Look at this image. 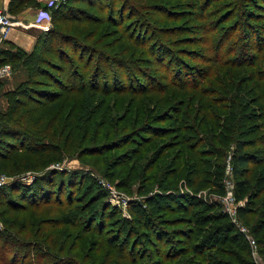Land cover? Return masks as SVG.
<instances>
[{
  "label": "rangeland",
  "instance_id": "1",
  "mask_svg": "<svg viewBox=\"0 0 264 264\" xmlns=\"http://www.w3.org/2000/svg\"><path fill=\"white\" fill-rule=\"evenodd\" d=\"M97 3L74 9V18L51 19L48 30L61 32L54 39L32 24V0L9 3L25 26L13 32L14 53L22 58L0 80V113L13 97L25 99L21 112L38 107L35 117L42 113L44 106L18 93L30 82L35 91L52 94L84 81L96 84V92L66 91L47 133L21 123L25 136L56 144L61 153L25 162L21 170L0 169L20 179L34 174L22 182L39 193L31 200L21 186L0 204V264H209L210 254L230 256L215 248L200 254L195 245L210 227L229 222L248 244L247 256L238 249L245 264H264V232L254 235L264 211L255 208L237 219L244 201L229 197L236 141L247 139L249 151L264 156V0ZM173 75L181 77L176 85ZM185 155L197 159L187 174ZM33 163L36 168L27 169ZM213 174L226 185L224 196L212 190ZM80 184L93 193L87 200L76 196ZM112 192L127 203L112 200ZM199 209L204 219L192 223L190 215Z\"/></svg>",
  "mask_w": 264,
  "mask_h": 264
},
{
  "label": "trees",
  "instance_id": "2",
  "mask_svg": "<svg viewBox=\"0 0 264 264\" xmlns=\"http://www.w3.org/2000/svg\"><path fill=\"white\" fill-rule=\"evenodd\" d=\"M13 1H17V0H13ZM19 1L22 2L25 0H19ZM32 1L38 7L41 6L42 4L39 0H32ZM96 4H98L97 0H65L62 3H60L57 7L55 8L53 7L51 9L52 20L60 21V18H63V20H66V18H74L75 15L70 14V12L72 13L74 9H76L77 11L83 10L84 8L93 9L95 8ZM81 13L84 14L85 12L81 11ZM47 32L48 34L47 33L45 34L51 35L53 39L56 38L57 33H61L60 31L56 30V28L48 30ZM64 34L67 36L66 33ZM221 37H224V36L222 35ZM11 44H12L11 48L7 47V48L0 49V65L3 63H10L13 68L15 67L14 66L15 62L22 57L14 53L15 51L18 50V46L13 43ZM34 51H32V53H34ZM74 51L76 52V50ZM162 51L166 53L165 46H163V50L158 51L159 56ZM80 56L82 57V55ZM160 57L161 58H159V61L163 63V58H165V56L164 57L160 56ZM166 66H167V69L170 71L171 64L167 63ZM180 72L181 71H178L175 74L180 75ZM179 77H174L173 75L172 81L174 85L178 84L177 82L181 81L179 80ZM185 80L190 81L189 77H185ZM190 82H193V81H190ZM95 87H96V84L91 85V87L85 86V82L83 81L79 85L78 84L77 85L75 84L67 85L66 90L61 91V93L60 92L58 93V91H56V92H52V94H49L50 91H42L41 89L38 91H35L36 89L32 87V82H30L29 87L19 90L18 93H20L23 96V98L28 97V99L34 100L33 102L37 103L36 105L38 106L42 105L44 106V109L42 110V113H40L38 117H35L36 114H38L39 112L38 107L34 109L35 110L34 113L36 114H34L33 110L29 109V107L21 112L20 111L21 107L26 105V102L24 101L25 99L13 97L11 99V102L9 103L7 111L0 113V169L3 171L11 167V170H21L23 169V166H24L23 163L25 162L36 160L35 163H40L44 159L56 158V156H58L61 153L60 147L57 146L56 144L50 143L49 141H46L41 138L34 139L32 136H28V137L25 136L22 129L20 128L22 127L21 123H23V121H26L30 124H36L38 128H41L44 130L43 131L44 133H47L48 128H51L52 124L56 120V117H51V112H53V110L58 106L57 100L62 95L67 94L66 91L68 93L74 92V93L80 94L84 90L89 89L92 92H96ZM39 97H43V99H40ZM47 117L49 119L47 122H45L44 120ZM38 130L39 129H37V131ZM197 130H199V128H197ZM72 135H73V132L71 131L70 135L66 137L65 142H67L69 138H72ZM263 135L264 133L261 136ZM261 136H260L259 141L263 142L264 137H261ZM247 143H249L247 139L237 140L235 143V146H233L230 152V164H231L230 170H231L232 191H233L234 201L236 203H239L242 200L244 201V204L237 205V208H236V218L237 219L246 217L249 213H252L253 210H256L255 208H260L262 209V211H264V169L253 170V168L255 166H258L260 163L264 164V156L259 158V157H256L254 154H252L251 151H249L251 147H249ZM20 151H22V153H19ZM126 156L127 155H124L122 159L124 160ZM157 158L159 159V157ZM194 158L195 160H191V157H189V155H187V157L186 155L184 157H181V165H183V169L186 172V174L195 165V162L197 159H196V156H194ZM35 163L32 164L33 166L27 165L26 166L27 169L31 167L36 168ZM158 169L161 175L165 173V168L162 167V164L159 165ZM140 172L142 174L144 172V169L141 168ZM179 172H180V167L176 171L175 174ZM198 173H200V170H198ZM207 175L209 176V173H207ZM212 176L213 177H210V179H208V182H210L213 188L212 190L216 194H219L221 196H224L225 194H227V187L222 182V179H220V177H217L214 174ZM95 183H97V181ZM21 186H22V191L23 190L27 191L26 194L30 195L29 198L31 200L32 198H35L38 196L39 193L37 191V188H35L33 184H24L22 182H18V183L16 182V183H12L8 187L0 188V204H2L4 200L7 201L8 198L11 199V191H16L18 190V188H21ZM60 189L61 187L59 188V190ZM85 189L86 191H84ZM86 194H88L87 197H89L93 193L90 192V189L87 188V185L80 184V186L77 189L76 196L78 198H82L81 199L82 201L83 199L84 200L88 199V198L85 199ZM94 200L96 203L97 199L93 196L90 197L91 202ZM69 201L73 203L74 197H70L69 195ZM31 202H35V201H31ZM145 202L149 204L148 199ZM144 204L145 203L143 202L141 203V201L139 202V205H144ZM195 204H203V202L201 200H198L195 202ZM188 208L191 209L190 207H187V209ZM201 210L202 209L194 211V214L190 215V221L192 223H201L203 221L204 217L201 218L202 215L201 216L199 215ZM234 223L229 222L230 225L229 224L219 225V226L216 225V226L210 227V229L207 230L206 233L199 240L197 245H195L196 249L199 251L198 253L200 254L205 249L210 250L212 248H215V249H219V251L223 254L228 253V255L226 256H230V258H228V257L210 254V258L208 259L209 264H241V263L245 264V259H244L245 257L241 255L238 249L242 250L245 253V256H247L248 249L246 247H248V244L241 241L242 233L234 229V226H235ZM231 229L235 233H233L232 235H228V232ZM221 230H225L227 232L223 233L222 235H219ZM263 232H264V220L256 228V230L254 231V235L259 236ZM0 238H1V234H0ZM211 239H214V242H209V240ZM6 243L7 241H4V244H2L4 248H6ZM228 243L229 245L227 246H230V247L226 246V244ZM219 245H223V247H220ZM175 257H177V255H175Z\"/></svg>",
  "mask_w": 264,
  "mask_h": 264
},
{
  "label": "built area",
  "instance_id": "3",
  "mask_svg": "<svg viewBox=\"0 0 264 264\" xmlns=\"http://www.w3.org/2000/svg\"><path fill=\"white\" fill-rule=\"evenodd\" d=\"M6 0H0V45L2 42H4L10 35L11 31L16 29L19 26H25L21 19L19 17H15L11 15L8 9V3L5 2ZM42 4L41 6L37 7L35 11V16L33 23L37 27H40L42 29L48 30L49 23L52 19V12L51 9L54 7H57L60 3H62L65 0H39ZM1 47V46H0ZM13 71L12 65L10 63H3L0 65V80H2L5 77H8L11 75ZM35 179V175L32 173H29L28 176L25 177V179H20L19 177H9L6 174L0 173V188L2 187H8L12 183L16 182H27L33 181ZM22 182V183H24ZM117 193L112 192V200L113 199H120ZM230 198H234V196L231 194L229 196ZM124 203H127V200H121ZM237 220V219H235ZM240 229H241V225ZM242 231H245V228L241 229ZM253 243H255L254 240H252Z\"/></svg>",
  "mask_w": 264,
  "mask_h": 264
},
{
  "label": "crops",
  "instance_id": "4",
  "mask_svg": "<svg viewBox=\"0 0 264 264\" xmlns=\"http://www.w3.org/2000/svg\"><path fill=\"white\" fill-rule=\"evenodd\" d=\"M11 1H12V0H6L5 2H7V3H8V6H9V3H10ZM37 7H38V6L35 5V11H36ZM35 11H34V13H35ZM34 16H35V14H34ZM33 18H34V17H33ZM15 31H16L15 29H14L13 31H11L9 37H8L4 42H2V44H1V48H7V43L15 42V36H14V33H13V32H15ZM10 36H12V37H10ZM15 43H16V42H15ZM1 48H0V49H1Z\"/></svg>",
  "mask_w": 264,
  "mask_h": 264
}]
</instances>
